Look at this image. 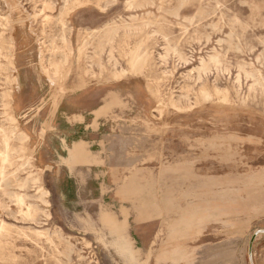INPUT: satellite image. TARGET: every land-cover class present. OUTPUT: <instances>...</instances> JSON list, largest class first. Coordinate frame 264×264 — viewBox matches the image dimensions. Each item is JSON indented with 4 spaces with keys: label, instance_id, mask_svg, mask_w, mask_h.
<instances>
[{
    "label": "rangeland",
    "instance_id": "374dc122",
    "mask_svg": "<svg viewBox=\"0 0 264 264\" xmlns=\"http://www.w3.org/2000/svg\"><path fill=\"white\" fill-rule=\"evenodd\" d=\"M103 211L138 264H264V0H0V264H130Z\"/></svg>",
    "mask_w": 264,
    "mask_h": 264
},
{
    "label": "bare ground",
    "instance_id": "6f19581e",
    "mask_svg": "<svg viewBox=\"0 0 264 264\" xmlns=\"http://www.w3.org/2000/svg\"><path fill=\"white\" fill-rule=\"evenodd\" d=\"M47 5V3H46ZM119 28V27H118ZM114 31V30H113ZM90 37V36H89ZM103 38L105 40H112L113 38V34H111L110 32L107 31V33H104ZM170 44V43H169ZM166 47V46H165ZM49 50V49H48ZM85 50V49H84ZM147 55V54H146ZM132 57V69H134L136 72H138V70L141 69V67L147 62L146 58H143L141 56L140 50H136L131 54ZM64 59H68L67 57H64ZM210 63V62H209ZM65 64V63H64ZM67 64V63H66ZM251 64V63H250ZM221 65V64H220ZM245 67V66H244ZM142 71V70H141ZM57 74V73H56ZM230 76V75H229ZM121 77V75H120ZM118 79V78H117ZM121 79V78H120ZM216 91V90H215ZM191 92V91H190ZM226 92V91H225ZM256 92V91H255ZM207 93V92H206ZM218 93V92H217ZM174 96V95H173ZM172 96V97H173ZM189 97V96H188ZM187 100V99H186ZM118 100L117 98L112 97L111 100L105 105L106 106V110H108L111 106L112 103H117ZM171 102V101H170ZM159 105V104H158ZM188 108V107H187ZM189 109V108H188ZM105 110V111H106ZM103 110H101V112H105ZM4 139V138H3ZM5 144H6V148L8 145V140H4ZM8 152V151H7ZM9 155L6 153H4V157L3 159L6 160L8 159ZM68 156V155H67ZM96 159L91 155V153L88 151V149L86 148L84 142H80V143H76L74 145V147L72 149H69V157L65 159V161L67 163H76V162H96ZM18 199L22 202L23 198L18 197ZM29 212V211H28ZM30 213V212H29ZM101 219L103 221H105V225L108 227V229L110 230V232L112 234H114V239L111 242L112 245L116 248L117 252H119V254H121L124 259L130 263V264H138L139 263V251L133 246V242L131 241V239L126 235V225L124 224H118L116 222H114L113 220V214L109 211H103L101 213ZM2 222V221H1ZM85 224L88 227H91V222L88 219H85ZM5 223V222H4ZM2 226V224H1ZM3 229V228H2ZM2 229H0L2 231ZM6 229V228H4ZM3 234V233H1ZM4 235V234H3ZM6 235V234H5ZM2 236V235H1ZM0 236V237H1ZM5 237V236H4ZM1 239V238H0ZM3 240V238L1 239ZM1 246V245H0ZM4 246V243H3ZM1 246V247H3ZM1 251V249H0Z\"/></svg>",
    "mask_w": 264,
    "mask_h": 264
},
{
    "label": "crops",
    "instance_id": "0c3cea01",
    "mask_svg": "<svg viewBox=\"0 0 264 264\" xmlns=\"http://www.w3.org/2000/svg\"><path fill=\"white\" fill-rule=\"evenodd\" d=\"M107 108H106V106H103L102 108H101V110H103V111H105ZM100 110V111H101Z\"/></svg>",
    "mask_w": 264,
    "mask_h": 264
}]
</instances>
